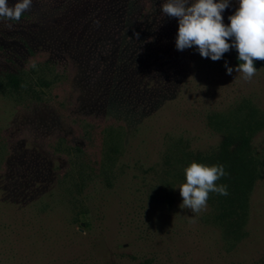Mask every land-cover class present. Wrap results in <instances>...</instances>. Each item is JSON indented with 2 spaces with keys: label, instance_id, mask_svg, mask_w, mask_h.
I'll use <instances>...</instances> for the list:
<instances>
[{
  "label": "rangeland",
  "instance_id": "obj_1",
  "mask_svg": "<svg viewBox=\"0 0 264 264\" xmlns=\"http://www.w3.org/2000/svg\"><path fill=\"white\" fill-rule=\"evenodd\" d=\"M163 3L33 0L12 28L0 21V175L21 150L54 179L25 205L0 195V264H264V67L246 81L227 74L231 50L213 61L193 46L176 94L131 127L94 95L127 36L148 32L153 53L176 42ZM238 7L230 0L225 24ZM10 74L24 86L9 87ZM223 149L238 160L228 195L199 214L180 208L184 169Z\"/></svg>",
  "mask_w": 264,
  "mask_h": 264
},
{
  "label": "trees",
  "instance_id": "obj_2",
  "mask_svg": "<svg viewBox=\"0 0 264 264\" xmlns=\"http://www.w3.org/2000/svg\"><path fill=\"white\" fill-rule=\"evenodd\" d=\"M150 40L148 32H144L139 41L134 34L127 36L120 49L110 52L102 61L101 78L95 86L97 90L94 95L99 96L100 103L108 115L114 119H122L128 127L140 121V116H145V113L155 112L165 99L171 94H176L180 81L178 79L182 78L196 61V49L179 51L175 43H172L167 49L153 53ZM144 46L146 48L142 50ZM231 52L234 63L238 65L240 61L237 59V50L232 48ZM254 66L264 67V61H254ZM25 83L16 74L8 76L7 85L13 89H19ZM227 157L224 149L218 156L205 157L215 161L213 164L225 166L228 174L221 178L218 184L232 183L228 168L235 169L238 160ZM198 158L195 157V161ZM199 160L202 161V158ZM50 170V164L45 158L41 160L33 154H23V151L18 150L0 175L2 201L25 205L38 199L54 180ZM233 186L238 187V190H231L237 194L240 191L239 196L248 189L249 182L244 179L240 186H236L234 182Z\"/></svg>",
  "mask_w": 264,
  "mask_h": 264
},
{
  "label": "clouds",
  "instance_id": "obj_3",
  "mask_svg": "<svg viewBox=\"0 0 264 264\" xmlns=\"http://www.w3.org/2000/svg\"><path fill=\"white\" fill-rule=\"evenodd\" d=\"M32 3L33 0H17L10 5L8 0H0V21L8 22L6 26L12 28V22H20ZM229 4L230 0H164L161 14L178 19L177 50L195 46L203 58L218 61L235 48L240 63L233 69L225 61L227 74L235 70L251 81L258 72L254 61H264V0H239V7L228 17L230 23L225 24L222 13ZM184 174L186 182L179 186L182 209L199 214L206 210L210 193L228 195V186L217 183L228 174L223 164L193 161Z\"/></svg>",
  "mask_w": 264,
  "mask_h": 264
}]
</instances>
